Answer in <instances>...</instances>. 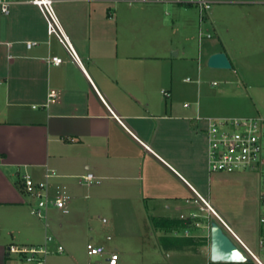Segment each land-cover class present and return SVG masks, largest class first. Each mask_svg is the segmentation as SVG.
I'll return each instance as SVG.
<instances>
[{
	"label": "crops",
	"instance_id": "obj_1",
	"mask_svg": "<svg viewBox=\"0 0 264 264\" xmlns=\"http://www.w3.org/2000/svg\"><path fill=\"white\" fill-rule=\"evenodd\" d=\"M9 1V13L0 7V264H20L11 245H43L35 241L25 172L77 202L85 191L93 208L122 197L161 217L201 209L202 198L209 201L200 178L201 164L209 171L208 143L200 151L193 119L202 112L201 81L181 85V78L188 69L200 77L201 59L214 53L225 52L233 68L246 51L262 53L264 0H208L204 26L213 37L206 48L194 5L55 0L78 58L48 34L30 0ZM27 41L38 44L28 48ZM51 91L57 96L49 100ZM88 173L94 182L83 181ZM185 193L192 198L180 203Z\"/></svg>",
	"mask_w": 264,
	"mask_h": 264
},
{
	"label": "rangeland",
	"instance_id": "obj_2",
	"mask_svg": "<svg viewBox=\"0 0 264 264\" xmlns=\"http://www.w3.org/2000/svg\"><path fill=\"white\" fill-rule=\"evenodd\" d=\"M131 5L141 4L134 2ZM54 7L60 18L55 0ZM208 42V39L203 41L205 48ZM243 55L235 67L229 69L212 68L203 57L200 67L197 61L193 66L194 70L197 66L200 68V77L195 71L188 69L185 77L181 78V85L186 81L189 85H196L200 79V89L196 95L200 98L202 115L264 116V51L257 53L248 50ZM214 82L217 84L213 85ZM202 127L201 124L195 125L200 134V151L204 150L206 143ZM200 168L202 193L242 240L258 252L261 212L258 176L247 172L210 173L207 166L202 164ZM79 196V202L70 196L69 213L50 207L47 226L46 220L32 215L38 227L35 241L44 245L47 236L53 237V241L47 243L50 253L46 264H108L106 255H88L89 241L104 244L108 251L117 250L120 255L119 264H196L205 260L209 239H206V245L181 250L167 249L162 243L164 237L186 236L187 231L189 237H208L210 232L206 224L209 219L200 206L186 211L185 217L180 215V218L190 221L189 226L178 232L166 233L158 229L153 221L155 216H165L163 212L132 209L131 207L136 208L133 200L120 201L122 197H107L109 203L93 208L84 197L85 191ZM186 198H192V195L185 193L180 203H184ZM112 199L115 200L111 202ZM193 213L198 216L191 218ZM216 219L215 216L212 217V220ZM108 236L112 239L108 240ZM60 245L65 248L62 253L57 252Z\"/></svg>",
	"mask_w": 264,
	"mask_h": 264
},
{
	"label": "built area",
	"instance_id": "obj_3",
	"mask_svg": "<svg viewBox=\"0 0 264 264\" xmlns=\"http://www.w3.org/2000/svg\"><path fill=\"white\" fill-rule=\"evenodd\" d=\"M146 2L148 0H140ZM159 2L173 1L183 5H194L199 12V31L198 39L201 44L206 39H211L213 33L204 26L208 20L209 13L212 9V2L208 0H157ZM32 4L37 6L42 13L48 34L56 35L62 43L67 45L73 58H78L72 44L64 33V29L58 13L54 7V0H30ZM0 7L3 13H9L11 2L9 0H0ZM37 41H27L28 48L37 45ZM51 61L55 64H60L62 59L54 56ZM189 80V78H188ZM217 83L214 82L213 85ZM169 96L168 92H164ZM57 96L56 91L49 93V100ZM198 105V104H197ZM184 107L190 108L191 103L187 102ZM198 123L203 125L202 130L206 134L208 143V169L210 173H239L247 172L258 176L261 188L260 204L261 212L259 218V244L258 252L251 249L230 224L222 218L214 207L202 198V211L207 213L206 218L209 222L206 227L209 229V235L205 239H209L207 252H205V260L199 261L196 264H264V116H212L202 115L197 112L193 117ZM54 173L48 171L46 177H52ZM22 188L29 199V204L33 215L41 220H46L48 225V211L50 207H55L64 213L69 212L68 200L70 198L67 190L63 187H57L55 192H52L47 181L37 180L28 172L21 175ZM95 176L88 173L83 176V181L92 183ZM198 216L196 213L192 214L191 218ZM224 232L232 239V241L241 249V251L249 258V261H213L211 259V223L212 217ZM106 221V219H104ZM199 225V223H197ZM189 231L186 236L189 237ZM108 240L111 236L107 237ZM53 237L47 236L46 244L19 246L11 245L8 248L10 254H16L19 257L20 264H46L47 256L50 253L47 243L52 242ZM65 248L60 245L57 252L62 253ZM87 252L90 256L106 255L108 264H119L120 255L117 250L108 251L104 245L89 242L87 244Z\"/></svg>",
	"mask_w": 264,
	"mask_h": 264
},
{
	"label": "water",
	"instance_id": "obj_4",
	"mask_svg": "<svg viewBox=\"0 0 264 264\" xmlns=\"http://www.w3.org/2000/svg\"><path fill=\"white\" fill-rule=\"evenodd\" d=\"M208 65L212 68H232V63L225 52L212 54L208 59ZM210 251L211 259L213 261H249V258L232 241L215 220L211 223Z\"/></svg>",
	"mask_w": 264,
	"mask_h": 264
},
{
	"label": "trees",
	"instance_id": "obj_5",
	"mask_svg": "<svg viewBox=\"0 0 264 264\" xmlns=\"http://www.w3.org/2000/svg\"><path fill=\"white\" fill-rule=\"evenodd\" d=\"M154 224L156 227L164 232H178L181 229L189 226L190 221H186L182 218H170V217H154ZM163 245L167 249H183L185 247H197L200 245H206V239L201 237H187L174 235L171 237H164L162 240Z\"/></svg>",
	"mask_w": 264,
	"mask_h": 264
}]
</instances>
